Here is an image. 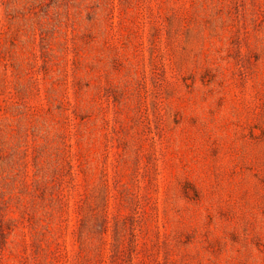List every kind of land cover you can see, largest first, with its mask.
<instances>
[{"label": "rangeland", "instance_id": "rangeland-1", "mask_svg": "<svg viewBox=\"0 0 264 264\" xmlns=\"http://www.w3.org/2000/svg\"><path fill=\"white\" fill-rule=\"evenodd\" d=\"M0 264H264V0H0Z\"/></svg>", "mask_w": 264, "mask_h": 264}]
</instances>
